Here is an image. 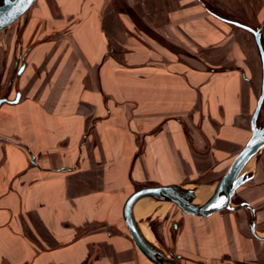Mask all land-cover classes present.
Segmentation results:
<instances>
[{
	"label": "crops",
	"instance_id": "crops-1",
	"mask_svg": "<svg viewBox=\"0 0 264 264\" xmlns=\"http://www.w3.org/2000/svg\"><path fill=\"white\" fill-rule=\"evenodd\" d=\"M50 1L56 15L37 0L24 31L36 26L38 41L19 81L25 99L0 110V264H152L121 234L122 199L149 181L212 191L248 140L250 87L202 61L220 35L191 0L170 20L187 36L155 27L148 0ZM249 191L264 197L263 187ZM157 203L174 213L166 236L180 250L156 236L151 213L137 218L188 256L181 264L222 262L215 255L225 252L264 263V242L229 245L215 213Z\"/></svg>",
	"mask_w": 264,
	"mask_h": 264
},
{
	"label": "flooded vegetation",
	"instance_id": "flooded-vegetation-1",
	"mask_svg": "<svg viewBox=\"0 0 264 264\" xmlns=\"http://www.w3.org/2000/svg\"><path fill=\"white\" fill-rule=\"evenodd\" d=\"M36 1L24 13L26 18L22 26L16 30L17 38L14 39L13 45L2 47L5 51L0 53V110L3 106L17 105L25 99L23 87L19 81L25 69L33 64L30 53L38 41L35 36L36 26L32 31L28 29L26 36L24 31L31 13L37 6ZM45 1L50 7V14L56 15L55 7L52 8L51 1ZM191 1L197 5L209 21L215 24V29L220 35V38L209 43L205 50L204 48L200 49L201 53L199 54L202 61L208 62L213 72H216V69L222 72H237L240 80L249 85L250 96L254 102L253 108L249 112L250 121L255 114L256 126H264V0ZM113 5L114 9H120V6L115 3ZM145 5H147V16L155 27L162 28L165 33L172 31L179 36L188 35L189 31L186 26L173 27L174 23L170 21H173L177 15V17L183 16L184 0H148ZM179 12L181 13L179 14ZM130 14L133 22L136 21L135 12ZM43 23L44 19H42ZM167 25L171 26L170 29ZM51 32L53 33L44 35L41 39L53 37L55 29ZM166 46L173 48L171 44ZM21 66L22 69L18 72ZM248 133L250 137V122ZM85 138H87V134L83 133L81 140ZM3 139L0 135V142ZM39 156L29 152V163L37 166ZM213 180L214 178L211 177L207 181L214 182L215 180ZM129 182L133 184L131 177H129ZM252 186L264 188V146L256 152L255 162L244 169L242 182L234 189L229 199V206L215 212L217 217L223 219L222 224L228 231L229 245L252 247L257 243L264 242V197L256 202L251 200L248 193ZM161 212L160 204L150 212L154 215L149 217V225L155 234L158 233V228H162L163 223L168 220H170L169 228L175 230L177 227L176 221L172 220L173 211H166L164 215ZM174 256L177 264H181L183 260H189L188 256L180 252H174ZM215 256L220 261L234 264H259L256 258L241 260L227 252ZM206 260L195 261L194 264H205Z\"/></svg>",
	"mask_w": 264,
	"mask_h": 264
},
{
	"label": "water",
	"instance_id": "water-1",
	"mask_svg": "<svg viewBox=\"0 0 264 264\" xmlns=\"http://www.w3.org/2000/svg\"><path fill=\"white\" fill-rule=\"evenodd\" d=\"M36 0H0V31L23 15ZM22 66L19 68L20 72ZM263 92V89H262ZM251 135L237 151L227 170L216 181L211 193L202 201L195 202V190L183 183L158 184L135 183L119 206L121 234L128 237L137 250L152 264H177L173 252L159 241L147 227L143 218L131 214L139 200L154 198L176 207L181 213L193 217H206L229 206L234 189L242 182L247 162L264 146V126L257 127L255 114L250 121ZM143 227L147 230L145 234Z\"/></svg>",
	"mask_w": 264,
	"mask_h": 264
},
{
	"label": "rangeland",
	"instance_id": "rangeland-1",
	"mask_svg": "<svg viewBox=\"0 0 264 264\" xmlns=\"http://www.w3.org/2000/svg\"><path fill=\"white\" fill-rule=\"evenodd\" d=\"M26 16L23 14L21 15L17 20H15L10 26L4 28L3 30L0 31V53L1 51H5V49H2V47H7L8 45L11 46L13 45L14 43V39L16 40L17 38V33H16V30L17 28L21 27L22 26V23L24 22ZM22 29V28H21ZM246 46L248 47V44L246 43ZM1 55V54H0ZM200 190H204L206 192H209L210 193V190L211 189H207V188H200ZM154 204L152 203L150 208L147 210V213L144 214L143 216L147 215L148 213H150L152 211V206ZM158 205V203H157ZM156 206V205H155ZM160 213V212H159ZM162 215H164V213H166V210H163V212H161ZM154 214H150L148 215V219L149 217L153 216ZM142 216V217H143ZM147 219V221H148ZM169 222L170 220L168 221H165L163 223V227L162 228H158V235L156 234V236L162 240H165L171 247H173L175 250H180V248L176 247L173 243H174V240H173V233L170 234V237L166 236L169 234ZM162 229V230H161ZM164 237V238H163ZM210 264V263H209ZM214 264H227L226 262H215ZM259 264H262V263H259Z\"/></svg>",
	"mask_w": 264,
	"mask_h": 264
},
{
	"label": "bare ground",
	"instance_id": "bare-ground-1",
	"mask_svg": "<svg viewBox=\"0 0 264 264\" xmlns=\"http://www.w3.org/2000/svg\"><path fill=\"white\" fill-rule=\"evenodd\" d=\"M207 189H211V188H207ZM210 193L199 189L195 194V199H194L195 202H202ZM155 201H157V199H154L151 197L137 201L135 205L132 207L131 214L135 218L142 217L144 214L147 213V210L150 208L151 204L154 203ZM143 230L145 234H148L147 230L144 227H143Z\"/></svg>",
	"mask_w": 264,
	"mask_h": 264
}]
</instances>
